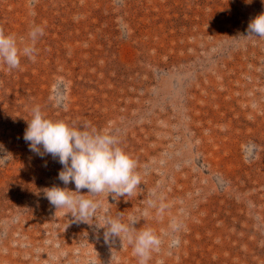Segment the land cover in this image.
I'll return each instance as SVG.
<instances>
[{"label": "rangeland", "instance_id": "rangeland-1", "mask_svg": "<svg viewBox=\"0 0 264 264\" xmlns=\"http://www.w3.org/2000/svg\"><path fill=\"white\" fill-rule=\"evenodd\" d=\"M261 13L264 0H0L7 32L44 29L35 60L0 64V264H138L45 197L76 189L24 139L36 105L120 137L141 184L97 199L125 221L148 209L134 226L164 239L149 264H264V37L247 36Z\"/></svg>", "mask_w": 264, "mask_h": 264}, {"label": "clouds", "instance_id": "clouds-1", "mask_svg": "<svg viewBox=\"0 0 264 264\" xmlns=\"http://www.w3.org/2000/svg\"><path fill=\"white\" fill-rule=\"evenodd\" d=\"M246 2L251 3L252 0ZM248 33L247 36L264 37V13L250 21ZM43 34V27L38 25L32 26L26 39L0 27V64L11 71L21 67L22 58L35 60L36 43ZM27 122L24 139L30 142V150L41 157L50 154L58 158L63 165L59 179L64 185L75 184V191L58 185L43 189L49 202L57 209H67L74 222L95 223L104 229L106 241L111 237L127 241L138 257V264H149L152 254L161 249L164 239L152 227L134 226L150 214L148 209L140 215L128 216L125 221L122 213L113 216L103 201L97 199L105 195L108 199L110 194L114 200L131 196L141 184L137 162L121 146L120 137L107 130H98L90 123L75 124L51 119L39 105L33 107L31 119ZM3 150L0 144V151ZM82 189H87V193H82ZM180 229L181 224L177 220L171 221L170 232L167 233L170 248L180 244L177 235Z\"/></svg>", "mask_w": 264, "mask_h": 264}]
</instances>
